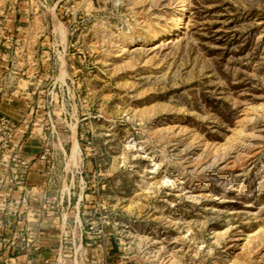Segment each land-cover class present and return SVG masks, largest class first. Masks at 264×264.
Masks as SVG:
<instances>
[{
    "label": "rangeland",
    "instance_id": "374dc122",
    "mask_svg": "<svg viewBox=\"0 0 264 264\" xmlns=\"http://www.w3.org/2000/svg\"><path fill=\"white\" fill-rule=\"evenodd\" d=\"M1 69L0 264H264V0H0Z\"/></svg>",
    "mask_w": 264,
    "mask_h": 264
},
{
    "label": "crops",
    "instance_id": "0c3cea01",
    "mask_svg": "<svg viewBox=\"0 0 264 264\" xmlns=\"http://www.w3.org/2000/svg\"><path fill=\"white\" fill-rule=\"evenodd\" d=\"M29 70L30 69H27L25 70V72L11 70L13 74H10L9 70L7 69L0 70V115L11 117L13 120L21 118V121L23 119L25 121L21 124V127L18 128L15 134L14 143L13 145L11 144V148L0 150V171L7 172L8 175L11 172L18 170L15 168L17 160L30 164L28 174L37 173V171H44L45 169L43 161L32 163L38 156L41 155L42 152H32V150H24L25 144L28 140L24 139L27 130H22V127L24 125L28 126V124H26L27 118H25V115L22 114L21 106L28 103V101L26 100L27 96H24L26 92L25 90L19 88L21 87L20 84H7V80L9 81V77H18L20 75H25V73H27ZM17 183L22 184V186H19L20 188H25V184H29L28 177L22 181H17Z\"/></svg>",
    "mask_w": 264,
    "mask_h": 264
},
{
    "label": "built area",
    "instance_id": "2783aa9c",
    "mask_svg": "<svg viewBox=\"0 0 264 264\" xmlns=\"http://www.w3.org/2000/svg\"><path fill=\"white\" fill-rule=\"evenodd\" d=\"M18 130L16 122L9 117L0 116V150L7 148L9 144L14 143L15 134ZM46 154L42 156L45 158ZM1 158V152H0ZM15 168L20 170L18 171L21 174V181L25 179L27 172L30 169V164L26 162L16 161ZM16 172V171H14Z\"/></svg>",
    "mask_w": 264,
    "mask_h": 264
},
{
    "label": "bare ground",
    "instance_id": "6f19581e",
    "mask_svg": "<svg viewBox=\"0 0 264 264\" xmlns=\"http://www.w3.org/2000/svg\"><path fill=\"white\" fill-rule=\"evenodd\" d=\"M181 21V20H180ZM174 34V30L172 32H169L168 36H172ZM156 36L158 37L159 34L157 33ZM64 37V36H63Z\"/></svg>",
    "mask_w": 264,
    "mask_h": 264
}]
</instances>
